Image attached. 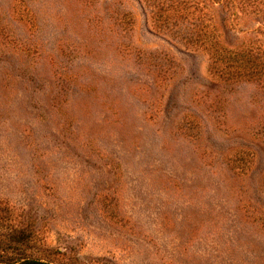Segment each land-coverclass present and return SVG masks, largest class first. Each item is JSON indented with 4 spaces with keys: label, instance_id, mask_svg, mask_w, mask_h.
I'll return each instance as SVG.
<instances>
[{
    "label": "rangeland",
    "instance_id": "rangeland-1",
    "mask_svg": "<svg viewBox=\"0 0 264 264\" xmlns=\"http://www.w3.org/2000/svg\"><path fill=\"white\" fill-rule=\"evenodd\" d=\"M200 1L222 46L264 59V0ZM155 12L0 0V231L32 227L24 255L264 264V80L231 79Z\"/></svg>",
    "mask_w": 264,
    "mask_h": 264
},
{
    "label": "trees",
    "instance_id": "trees-1",
    "mask_svg": "<svg viewBox=\"0 0 264 264\" xmlns=\"http://www.w3.org/2000/svg\"><path fill=\"white\" fill-rule=\"evenodd\" d=\"M146 1L156 3L155 25L159 30L186 47L207 49L213 67L228 68L233 80H236V75L246 72L264 80V59L261 55H253L248 49H228L220 44L205 1ZM0 232V264H56L46 259V255H41L33 245L30 253L24 255L23 250L30 247L35 237L32 227H8Z\"/></svg>",
    "mask_w": 264,
    "mask_h": 264
}]
</instances>
